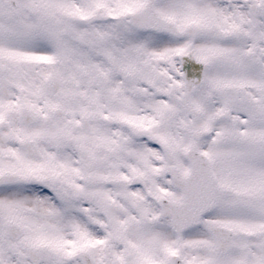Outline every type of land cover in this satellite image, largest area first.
<instances>
[{
	"label": "snow or ice",
	"instance_id": "1",
	"mask_svg": "<svg viewBox=\"0 0 264 264\" xmlns=\"http://www.w3.org/2000/svg\"><path fill=\"white\" fill-rule=\"evenodd\" d=\"M0 264H264V0H0Z\"/></svg>",
	"mask_w": 264,
	"mask_h": 264
}]
</instances>
